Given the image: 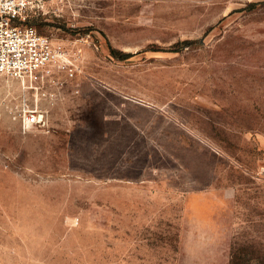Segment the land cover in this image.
I'll return each instance as SVG.
<instances>
[{
    "label": "rangeland",
    "instance_id": "obj_1",
    "mask_svg": "<svg viewBox=\"0 0 264 264\" xmlns=\"http://www.w3.org/2000/svg\"><path fill=\"white\" fill-rule=\"evenodd\" d=\"M36 3L75 68L0 75V264H264V0Z\"/></svg>",
    "mask_w": 264,
    "mask_h": 264
},
{
    "label": "built area",
    "instance_id": "obj_2",
    "mask_svg": "<svg viewBox=\"0 0 264 264\" xmlns=\"http://www.w3.org/2000/svg\"><path fill=\"white\" fill-rule=\"evenodd\" d=\"M36 1L0 0V75L30 84L42 82L61 67L69 71L75 68V59L27 24L39 7ZM22 114L27 126L45 124L35 109L25 107Z\"/></svg>",
    "mask_w": 264,
    "mask_h": 264
},
{
    "label": "trees",
    "instance_id": "obj_3",
    "mask_svg": "<svg viewBox=\"0 0 264 264\" xmlns=\"http://www.w3.org/2000/svg\"><path fill=\"white\" fill-rule=\"evenodd\" d=\"M112 53H113V55H114V56H116V57H117V54H116V52H115V51L113 52V50H112Z\"/></svg>",
    "mask_w": 264,
    "mask_h": 264
}]
</instances>
